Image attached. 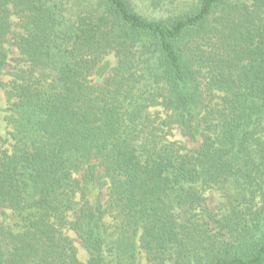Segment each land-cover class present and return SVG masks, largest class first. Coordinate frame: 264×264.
<instances>
[{
	"label": "trees",
	"instance_id": "1",
	"mask_svg": "<svg viewBox=\"0 0 264 264\" xmlns=\"http://www.w3.org/2000/svg\"><path fill=\"white\" fill-rule=\"evenodd\" d=\"M0 86V264H264V0H0Z\"/></svg>",
	"mask_w": 264,
	"mask_h": 264
},
{
	"label": "rangeland",
	"instance_id": "2",
	"mask_svg": "<svg viewBox=\"0 0 264 264\" xmlns=\"http://www.w3.org/2000/svg\"><path fill=\"white\" fill-rule=\"evenodd\" d=\"M14 22H17V18L14 17ZM19 55V52L17 50L16 47L14 46H10V56L11 57H16ZM109 61L114 64L115 63V58L113 56H109L108 57ZM10 67H8L9 69ZM11 78V75L8 72H5L1 79L4 82H8ZM93 79L95 82L100 83L103 79V76L101 75H94ZM7 107V93H6V88L3 86H0V150L2 147H9L10 146V142H5V139L8 138V134H7V122H6V115H7V111L5 110V108ZM172 139H176L181 141L183 144H186L188 147L191 148H195L199 145L200 143V138H197L196 140L192 139L191 137L185 136L182 133L181 127L179 126H175L172 130V134L170 136ZM99 190L100 189H96L93 193V195L91 196V199H96L97 196L99 195ZM102 195H101V199L102 201H105L107 199V189L106 187L102 188ZM223 199L220 197V194L217 191H212L208 193V206L210 209L214 210V211H224V208L222 206V201ZM1 217V216H0ZM75 236V234H73ZM76 244L79 247L80 250V255L82 257V259L87 260L89 254L86 251V249L84 248V246L82 245L80 240H76ZM141 264H149L145 259H141Z\"/></svg>",
	"mask_w": 264,
	"mask_h": 264
}]
</instances>
